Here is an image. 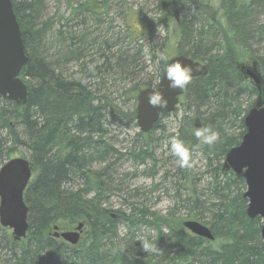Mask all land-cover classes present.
<instances>
[{
	"label": "trees",
	"instance_id": "16d2710c",
	"mask_svg": "<svg viewBox=\"0 0 264 264\" xmlns=\"http://www.w3.org/2000/svg\"><path fill=\"white\" fill-rule=\"evenodd\" d=\"M11 1L29 58L20 74L28 86L29 96L23 106L0 96V133H7V143H11L6 152L0 149V167L5 161L22 156L23 153L30 158L35 178L25 192L29 206L27 236L15 241L11 230L0 225V264H264L262 220L260 217L250 219L246 214L248 201L240 191V188H245V180L222 169L227 152L241 142L246 132L244 117L249 109H243L239 99L244 93L249 96L258 95V89L243 76L239 66L254 61L261 64L263 61L256 56L251 42L264 43V21L257 20L264 13V0H160L161 15L156 19V24L166 28L168 33L162 45H146L142 42L144 37H131L133 30L127 25L129 44L125 48L121 47L127 53L120 54L115 61L120 62L116 71L124 73L129 66L134 69L145 66L125 56H132L128 53L133 49L143 53V57L154 62L158 68L155 79L148 83L146 81L144 87L154 85L160 78L165 66V61L160 59L161 55L168 60L173 55L183 54L205 62L209 66V74L192 79L185 87L180 101L201 108L212 106L210 125L206 121L202 128L213 126L212 129L218 134L217 141L211 146L204 145L191 135L188 145L191 153L202 152L210 164L214 162L216 176L213 175L212 182L208 183L206 196L199 189L200 192L194 196L197 186L194 178L190 177L191 171L188 167H178V172L182 173L185 180L179 184L187 189L189 187L185 184L190 183L187 196L197 205L191 208L180 206L188 210L184 212L186 218L182 216L181 208H178V213L174 211L145 221L159 231L166 230L164 237L158 240L161 246L147 253L142 252L140 243H134L133 239L117 242L115 232L114 238L107 236L109 240L102 242V237L114 230L116 219L107 215L109 210L102 211L98 205L105 203L103 194L110 186L102 178L103 171L89 169L93 161L89 160L106 159L115 149L110 144L108 149L96 154L90 152L89 148L94 147L93 133H100V138L104 139V111L110 113L115 106L108 99L104 103L96 102L98 97L90 86L79 79L68 80L57 71V64L61 60L73 58L75 51L69 45L60 43L61 38L55 33L53 41L61 45L64 53L59 60L57 57L50 61L45 58V29L51 23L40 20L43 0ZM108 1L85 0L78 3L74 14L80 15L83 11L98 19V15L102 14L99 10L103 12ZM141 35L146 34L143 32ZM208 35L217 38L218 48L211 44ZM182 40L189 48L184 46ZM107 45L111 46L108 41ZM172 49L176 52L168 54ZM124 56L130 59L129 62ZM259 71L264 78V71ZM133 88L134 105L137 92L143 86ZM135 112L133 110L131 119H135ZM229 123L232 124L230 126L238 125L240 130L230 132ZM69 124L77 130L76 134L70 132ZM37 125H42L40 134H36L32 140L37 139L38 142L24 150L19 146V137L31 136ZM184 128L190 134L196 129L190 119L185 120ZM63 131L70 134L68 142L71 151L66 138L55 137L57 132ZM1 138L0 135V140H3ZM47 142L64 146L66 154L63 158L42 146ZM97 143L100 144V141ZM144 145L141 147L143 156L131 154V157L136 158L135 161L153 158L150 143L145 142ZM76 173L85 179L81 187L83 191L93 192L92 200L85 201L78 196L61 193L60 184L72 179ZM205 208L214 211L210 222L215 234L214 241L194 236L182 226L185 219L207 224L203 216ZM101 214L107 222L99 223L96 220ZM79 222L88 227L84 239L76 245L50 234L54 226L61 229V225H66L69 228Z\"/></svg>",
	"mask_w": 264,
	"mask_h": 264
},
{
	"label": "rangeland",
	"instance_id": "374dc122",
	"mask_svg": "<svg viewBox=\"0 0 264 264\" xmlns=\"http://www.w3.org/2000/svg\"><path fill=\"white\" fill-rule=\"evenodd\" d=\"M84 1L43 0L41 5L39 16L41 20H50L55 23L56 27H60L62 30H70L69 27H72L71 30L73 32H83L85 35L84 49L79 54L82 55L81 59L80 61L72 60L68 63L66 75L81 77L79 79L87 83L85 79L89 78V71L92 67L97 66L103 70L104 51L107 50V47L121 48L128 46L130 38L127 37V25H130L133 30L131 37H144L142 38V42L146 44L162 45L165 37L168 36L166 28L156 24V19L160 16V0H110L103 12L99 10L102 14L98 15V19L93 17V19H84V22H81L83 17L78 14H76L75 19H72L71 16L75 13V7L78 3ZM98 1L104 2L105 0ZM257 20L264 21V13L258 16ZM143 32L146 35L142 36ZM53 39L52 32L46 34L44 53L49 59L55 60L57 57V60H59L64 52L61 45L56 44ZM106 40L111 46L104 44ZM251 43L253 49H255L256 56L263 60L261 64L258 63V66L260 70L264 71V43H255L254 41ZM73 49L74 47L71 50ZM174 52L176 50L172 49L168 54ZM64 62V60H61L57 66H60V63ZM82 65L85 66V69H83L85 72H81ZM145 69L148 68L145 67ZM139 70L141 71V67L135 68L134 72L138 73L140 72ZM133 76L135 78L120 73L116 69H111L110 73L102 76V78L98 79L95 77V79L91 80L94 84H91L93 86L90 87L109 96L108 100L111 99L115 106V108L111 109L106 119L107 138H109V142L119 153L124 154L120 155L119 160L121 161L108 160L105 163H98L92 166V169L94 171H101L110 164L106 170L107 172L102 173L104 177H107L109 174L108 177L112 180V183H109L112 188L111 195L108 196L106 202L108 207L114 210L120 209L127 214L133 213L132 216L136 219H140L139 210L141 208H146L149 212L154 213L155 217H162L166 214H171L172 210L176 209L174 206L175 181L170 178L168 172H177L180 175L182 173L177 171V158L170 152L168 141L170 138L176 137L183 112L181 110L176 116L171 115L163 119L161 121L162 129H155L148 136H137L139 127L136 119H131L133 110H136V102L133 105L134 91L132 88L138 81L134 73ZM140 77L142 78L143 76L140 75ZM144 80L146 81L147 79L144 78ZM256 97V95L249 96L247 93H244L239 99V104L243 109H250ZM202 110L205 114L207 112L212 113L213 111L209 106L203 107ZM228 125L232 124L229 123ZM229 128L230 131L240 130L238 125H233ZM145 142L150 143L154 159L147 158L144 164L137 166L136 164L138 163H135L132 159L130 150L133 148L137 151L140 150L142 146L145 147ZM116 156H119V154ZM207 164L208 161L202 152L192 153L191 166L188 168L191 174H194V176L191 175L190 177L194 178L193 181H195L197 186L195 188L196 191L198 189L207 191L208 183L212 182L213 175H211ZM151 169L155 171L147 173V170ZM84 181V178L78 180V184L83 186L85 184ZM245 190L246 186L244 189L240 188L241 192ZM180 211L182 216L186 218L184 210L181 208ZM175 215L177 216L178 214ZM171 217H174V215ZM131 222L126 220L120 224L121 237L132 238L134 243H140V248H143L141 240H156V230L153 226L146 225L145 220L137 221L132 226ZM76 225L69 228L66 225H61L60 230H52L50 234L54 237L55 232L73 230ZM82 230L81 240L84 239L87 229L83 227Z\"/></svg>",
	"mask_w": 264,
	"mask_h": 264
},
{
	"label": "water",
	"instance_id": "95a60500",
	"mask_svg": "<svg viewBox=\"0 0 264 264\" xmlns=\"http://www.w3.org/2000/svg\"><path fill=\"white\" fill-rule=\"evenodd\" d=\"M181 60L194 71L192 78L205 77L208 69L199 61L184 55H174L168 61ZM28 62L21 28L15 16L12 1L0 0V96L4 100L23 105L27 101L28 86L20 77ZM166 66V65H165ZM240 70L258 89L253 106L244 117L246 132L240 144L231 148L223 161L222 169L236 178H244L246 190L243 194L248 200L246 214L250 219L259 216L262 219L261 238L264 244V78L257 69L256 62L241 64ZM159 82V83H158ZM155 84L168 104L164 109L154 108L147 102V92L153 87L141 90L137 95L136 122L143 133H149L164 110H174L185 88L170 89L161 77ZM32 178V168L23 157H14L0 168V225L12 231L15 240L24 238L29 229V208L24 201V193ZM182 225L199 237L214 240L210 228L196 220H185ZM83 222L73 230L55 232L54 236L76 245L80 241ZM58 231L59 227L54 226Z\"/></svg>",
	"mask_w": 264,
	"mask_h": 264
},
{
	"label": "bare ground",
	"instance_id": "6f19581e",
	"mask_svg": "<svg viewBox=\"0 0 264 264\" xmlns=\"http://www.w3.org/2000/svg\"><path fill=\"white\" fill-rule=\"evenodd\" d=\"M76 8V7H75ZM14 10V9H13ZM15 13V12H14ZM160 15H161V12H160ZM15 16H16V14H15ZM77 15L76 14H72V16H71V18L72 19H75V17H76ZM80 16H82L83 17V19L81 20V22H84V19H87V20H90V19H93V16L92 15H90L89 13H86V12H81L80 13ZM160 17V16H159ZM41 20V19H40ZM41 22H48V23H51L50 25H49V27H47L46 29H45V32H47V33H49V32H52V33H55L56 35H57V37H60L61 38V40L59 41L60 43H62L63 45H69V46H72V47H74V51H75V55H74V57L72 58V59H69V60H67V61H65L64 63H60V66L58 65V67H57V71L58 72H61L63 75H65L66 77H67V79L68 80H77V79H79V78H81V77H72V76H70V75H66L65 73L67 72V65H68V63L70 62V61H72V60H76V61H80V59H81V56L82 55H79L81 52H82V50L84 49L83 47H84V44H85V35L83 34V32H81V33H75V32H73V30H71V28L72 27H69L70 28V30H62L60 27H56V25H55V23L54 22H52V21H50V20H46V21H43V20H41ZM42 26V24H40V27ZM48 28H50V29H48ZM181 30H182V28H181ZM208 37H209V41L211 42V44H213L214 45V47H216V48H218V46H217V44H218V42H217V38L216 37H214L213 35H208ZM182 43L184 44V46L185 47H187V48H189V45L188 44H186V43H184L183 42V40H182ZM59 44V43H58ZM104 44H107V40L104 42ZM147 45V44H146ZM107 46V45H106ZM132 46V45H131ZM72 47H71V49H72ZM123 48H125V47H123ZM107 50H105L104 51V54H105V60H104V62H103V70H101V68L100 67H97V66H94V67H92V69L89 71V78H86L85 79V81H87V83L86 82H84L82 79H79V80H81L82 81V83L83 84H86L87 86H93V85H91V84H94L93 82H91V80H93V79H95V77L96 78H102V76H105L106 74H109L110 73V71H111V69L112 70H114V69H119V64H120V62H117V63H115V61H117V58L119 57V55L120 54H122V53H127L124 49H122V48H109V47H107L106 48ZM137 49H133V50H131L128 54H131L132 56H130V55H125V56H127V57H129V58H131V59H133V60H136L137 62H140L141 64H146V66H142V68H141V71L140 72H138V73H135L134 72V68L133 67H130L129 65H128V63L126 64L127 66H129V67H127V70H125V72H124V74H126V75H128V76H131V77H134L133 76V73H134V75H136V77H137V79H138V81H137V84L135 85V86H133V87H142L143 86V88H141L138 92H137V95H138V93L141 91V90H143V89H145V88H148V86H146V87H144V85H145V83H146V81H147V83H148V81H151L153 78L155 79V77H156V72H157V66L155 67V63L154 62H151V61H147V59L145 58V57H143V53H137ZM216 51H213L212 53H215ZM27 55V54H26ZM79 55V56H78ZM160 54H158L157 56H159ZM180 55H183V54H180ZM124 56V57H125ZM162 56V55H161ZM184 56H186V55H184ZM27 57H28V55H27ZM127 57H125V59L129 62V58H127ZM138 57V58H137ZM187 57H190V56H187ZM45 58L48 60V61H50V59H49V57H47V55L45 56ZM191 58V57H190ZM171 58L169 57L168 58V60H167V62L170 60ZM193 59V58H192ZM258 59H261L260 57H258ZM28 60H29V58H28ZM115 60V61H114ZM194 61H199L201 64H203V65H205L206 67H207V69H208V74H209V72H210V69H209V66L205 63V62H203V61H200V60H196V59H193ZM113 61H114V64H113ZM28 63V62H27ZM27 63H26V65H27ZM26 65L23 67V69L26 67ZM257 65H258V63H257ZM145 67L146 68H148V69H145ZM165 67V66H164ZM164 67H163V69H164ZM81 68H82V70H81V72H85V70H83V69H85V66L84 65H82L81 66ZM22 69V70H23ZM143 69V70H142ZM150 69V70H149ZM156 69V70H155ZM152 70V71H151ZM240 70V69H239ZM140 75H142L143 77L141 78L140 77ZM244 76V75H243ZM206 77V76H205ZM135 78V77H134ZM144 78L145 79H147L146 81L144 80ZM196 78H198V77H196ZM192 79H194V78H192ZM159 80V79H158ZM158 80H156V82L154 83V85L158 82ZM88 81H90V82H88ZM26 83V82H25ZM154 85H152V86H150V87H153ZM91 89H93L92 87H91ZM135 88H133V90H134ZM93 92L96 94V96L98 97V99H97V101L96 102H101V103H104L107 99H109V96H107L105 93H102V92H100L99 90H97V89H93ZM137 95H136V99H135V102L137 101ZM184 95V94H183ZM29 96V95H28ZM28 96H27V99H28ZM180 100H181V98H180ZM178 101V103L176 104V106H175V108H174V110H172V111H169V112H167L168 110H164L165 112H162V114L160 115V117H159V120L155 123V125H154V127L152 128V130L149 132V133H151L152 131H154L155 129L157 130V129H162L161 128V121L163 120V119H165V118H167V117H169V116H171V115H174V116H176L178 113H179V111H181L182 110V112H183V115H182V117H181V119H180V127H179V129L177 130V133H176V137H179L187 146L188 145H190V142H191V140H190V137H191V135H194L193 134V132H191V134H190V131H186L185 130V128H184V123H185V120L187 119H190V120H192L193 121V124H194V127L197 129V128H202L203 127V125L206 123V121H207V123L210 125V120H209V116L211 115V113L210 112H207V114H205V112H203V110H202V108L201 107H198L197 105H193V104H191V103H187V102H181V101ZM10 101V100H9ZM110 101H111V103L113 104V102H112V100L110 99ZM11 102H14V101H11ZM27 102V101H26ZM15 103V102H14ZM16 104V103H15ZM26 104V103H25ZM25 104H23V105H25ZM23 105H18V106H23ZM114 105V104H113ZM210 107V109H212L213 107L212 106H209ZM108 114H110L109 112H107V111H104V118H103V128H104V139H101L100 138V136H99V134L100 133H93V135H92V137H93V144H94V147H90L89 148V150H90V152H93V153H96V154H100L103 150H106V148L108 149L109 147H110V142H109V138H107V135H108V129L106 128V119H107V117H108ZM105 119V120H104ZM227 120V119H226ZM202 122H203V124H202ZM42 125H44V124H42ZM42 125H37V126H35L34 127V132L33 133H35V135H33V133H32V135L31 136H29V135H27V136H21V137H19V140H20V142H19V146L21 145V148H23L24 150H26V149H29V146L30 145H32L34 142H38V140L37 139H35V140H32V138H34V137H36V134H40V129H41V126ZM45 125H46V123H45ZM216 125V124H215ZM47 126V125H46ZM70 128V132L72 133V134H76L77 132V130L75 129V128H73L74 126L73 125H71V124H69L68 125ZM156 127V128H155ZM228 127H230V125H228ZM213 128V126H211V129ZM230 132H232V131H230ZM63 133V134H62ZM57 132L56 133V135H55V137H60V136H63L64 138H66V141H67V143H68V148H70V151H71V149H72V147H71V145H70V143L68 142L71 138H69L70 137V134L68 133V132H66V131H63V132ZM148 133V134H149ZM143 132L139 129V132H138V135L137 136H143ZM0 135H1V139H3V140H0V149L2 148L3 150L1 151V152H6V148H8V147H10L11 146V143H7L8 142V135H7V133H4V132H1L0 133ZM175 135V134H174ZM98 141H100V144L99 143H97ZM112 145V144H111ZM46 150H50V153H55V154H57V156H59V158H63V156L66 154V149H65V147L64 146H60V145H57V144H54V143H49V142H47V143H45V144H43L42 145ZM113 146V145H112ZM149 147V146H148ZM88 148V147H87ZM114 148V147H113ZM115 149V148H114ZM150 151V150H149ZM22 152V151H21ZM113 153L112 154H110V155H108V157L106 158V159H90L89 161H92L89 165H90V167H89V169H92V166H94V165H96V164H98V163H105L106 161H110V160H118V161H121V160H119V158H120V155H124L123 153H119V151L117 150V149H115V150H113L112 151ZM140 152V153H139ZM135 154V153H137V154H141L142 156L144 155L143 154V151H142V149L140 148V150H136V149H131L130 150V154ZM193 153V152H192ZM196 153H199V152H196ZM117 154H119V156H116ZM205 156V155H204ZM17 157H23L24 159H26L28 162H29V164L31 165V162H30V158L27 156V155H25V154H23L22 153V156H17ZM205 158H206V160L208 161V168H209V170H210V172H211V175H214V174H216V172H215V164H213V163H211V164H209L210 163V161L208 160V158L205 156ZM132 159L134 160V159H136L135 157H133L132 156ZM148 159H154V158H148ZM88 161V162H89ZM147 161V158L146 159H144V160H142V159H139L138 161H135L134 160V162L135 163H138V164H136L137 166H139V165H142V164H144L145 162ZM192 161V160H191ZM7 161H5L2 165H1V167L6 163ZM109 165L110 164H108L104 169H102L100 172H102L103 171V173L104 172H107L106 170L109 168ZM0 167V168H1ZM31 168H32V166H31ZM177 169H178V166H177ZM148 172L147 173H153L155 170H153V169H151V170H147ZM178 171V170H177ZM109 175V174H108ZM108 175H107V177L105 176H103V174H102V178H105L106 180H107V182L108 183H112V180L108 177ZM168 175H170V178L173 180V181H175L176 182V184H175V196H174V206L176 207V209H173L172 210V212H177V209L181 206V205H184V206H186V207H188V208H191V206L192 207H194V206H196L197 204L195 203V202H193L191 199H190V197L189 196H187L186 195V193L189 191V189H190V183H188L187 184V182H186V187H189V188H187V189H185V187H182L180 184H179V182L182 180V181H185L184 179H183V177H182V174L180 175V174H178L177 172H172V171H169L168 172ZM192 176H194V174H192ZM214 176H216V175H214ZM81 177V174L80 173H76L75 174V176L74 177H72V179L70 178L68 181H65V182H63V183H61L60 184V189H61V193H69V194H72V195H74V196H78V197H80L81 199H84L85 201H89V200H92V198H93V196H94V194H93V192L92 191H83L84 189L83 188H81V187H83V186H81L80 184H78V180H81L82 178H80ZM35 178V174H34V172H33V168H32V178H31V181L33 180ZM30 181V182H31ZM181 181V182H182ZM30 182H29V184H30ZM29 184H28V186H29ZM184 185V186H185ZM188 185V186H187ZM110 186V185H109ZM28 188V187H27ZM191 188H194V187H191ZM111 191H112V188H111V186H110V188H109V190H106L105 192H104V194H103V199L105 200V198H106V200H105V203H103L102 205L101 204H98L99 205V207H100V209L103 211V210H109V211H107V215L108 216H110V217H112V219L114 220V218L116 219V221L113 223V228H114V230L112 231V232H108L104 237H102V242H106L107 240H109L108 239V237H110V238H114V236L116 235L115 233H117V235L115 236L116 237V241L117 242H120V243H122V242H124V241H127V240H131L132 238H129V237H121L120 236V230H119V227H120V224L122 223V221L123 222H125L126 220L127 221H132L131 222V226L132 225H134L137 221H140V220H142V218L145 220V221H149V220H152L153 219V217L155 216L154 215V213H152V212H149L148 210H145V208H141L140 210H139V213H140V219L139 218H135V217H133L132 216V214L133 213H130V214H127L126 212L124 213L122 210H120V209H118V210H114V209H111L110 207H108L107 205H106V202H107V199H108V196H110L111 195ZM196 191V190H195ZM25 192H26V190H25ZM194 191H192L191 193H193ZM198 192H200V191H196V193L194 194V196H197V193ZM202 192H204V196H206L207 195V192L205 191V190H202ZM199 195V194H198ZM204 198V197H203ZM24 201L26 202V200H25V193H24ZM103 200H101V202H102ZM52 202H49V204H51ZM192 203V204H191ZM26 204H27V202H26ZM39 204H41V203H39ZM27 206H28V204H27ZM28 208H29V206H28ZM180 208H182V207H180ZM185 208V207H184ZM203 209V208H202ZM182 210H184V212L185 211H187L188 212V210H186V209H182ZM114 211L115 212H117V211H120L121 213H119L118 214V212L117 213H114ZM147 211V212H146ZM213 213H214V211L213 210H211V209H208V208H205L204 209V212H203V216H204V220H205V222L208 224H205L204 222H201V223H203V224H205L206 226H208V228H210V230H211V232H212V234L214 235V240H215V234H214V232H213V230L211 229L212 228V225H211V221H212V217H213ZM123 215V216H121V215ZM124 217H127V218H124ZM28 220H29V216H28ZM96 220L99 222V223H105V222H107V219H106V217L103 215V214H101L98 218H96ZM134 220V221H133ZM185 220H187V219H185ZM185 220H183L182 221V223L185 221ZM29 222V221H28ZM200 222V221H199ZM146 225H148V224H146ZM149 226H151V225H149ZM86 227H88V225L87 224H85V226H84V228H86ZM155 230H156V232H157V236H156V240H150L149 241V243H150V245L152 246L151 247V250L150 251H152V250H154L156 247H160L161 246V243H159L158 242V240H159V238L160 237H164V235H165V233H166V230L165 229H161L162 231H159L157 228H155V227H153ZM28 231H29V229H28ZM28 231H27V234H28ZM115 232V233H114ZM162 232V233H161ZM189 233H191L192 235H194V236H197V235H195L193 232H189ZM27 234H26V236H27ZM25 236V237H26ZM108 236V237H107ZM13 237V236H12ZM24 237V238H25ZM24 238H22V239H24ZM202 238H204V237H202ZM13 239H14V237H13ZM206 239V238H205ZM15 240V239H14ZM21 240V239H20ZM206 240H208V239H206ZM214 240H208V241H214ZM15 241H18V240H15ZM142 252H144V253H147V252H150V251H145L143 248H141L140 249ZM144 255H146V256H148V257H150L149 255H147V254H144ZM160 255H162V252H160Z\"/></svg>",
	"mask_w": 264,
	"mask_h": 264
},
{
	"label": "clouds",
	"instance_id": "9594fccd",
	"mask_svg": "<svg viewBox=\"0 0 264 264\" xmlns=\"http://www.w3.org/2000/svg\"><path fill=\"white\" fill-rule=\"evenodd\" d=\"M160 59L165 61L166 66L163 71L164 78L168 82L167 86L173 90H183L191 82L193 72L199 70L193 69L179 59L170 63L167 62L166 57L163 55ZM147 102L150 106L160 109L166 108L168 104L163 94L157 90L155 85L147 92ZM193 134L199 141L208 146L213 145L218 139V134L209 127L195 129ZM168 143L170 145V152L177 158L178 167H190L192 153L189 147L179 137L170 138ZM141 243L146 252L151 250L152 246L147 239L141 240Z\"/></svg>",
	"mask_w": 264,
	"mask_h": 264
}]
</instances>
